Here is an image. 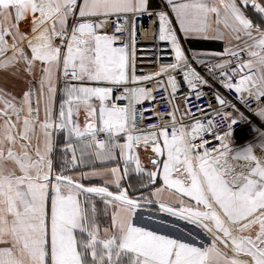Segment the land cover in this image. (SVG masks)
<instances>
[{
  "label": "snow or ice",
  "instance_id": "6c2138e0",
  "mask_svg": "<svg viewBox=\"0 0 264 264\" xmlns=\"http://www.w3.org/2000/svg\"><path fill=\"white\" fill-rule=\"evenodd\" d=\"M145 13L160 66L138 75ZM176 25L223 51L189 58ZM194 64L264 117V0H0V264H264V154L231 151L242 114L219 91L207 123L193 117L189 97L211 86ZM145 101L170 120L137 127Z\"/></svg>",
  "mask_w": 264,
  "mask_h": 264
},
{
  "label": "built area",
  "instance_id": "2783aa9c",
  "mask_svg": "<svg viewBox=\"0 0 264 264\" xmlns=\"http://www.w3.org/2000/svg\"><path fill=\"white\" fill-rule=\"evenodd\" d=\"M136 28L137 74H149L152 71H158L160 66L159 63H153L151 65L148 64L149 60H155V57H153L151 53L154 51L153 45L156 43L154 35L158 32V18H150L148 14L145 13L144 15L136 18ZM107 31L109 34H112L113 32H115V28L109 25ZM130 40L131 37L127 32L122 35L117 33V46H122V42H130ZM160 44L162 51L165 53V55L161 57V61L166 63L172 62L173 57L169 54L171 52V49L164 46L166 42H160ZM244 56L246 58V54H244ZM194 66L197 67V70L200 71L201 74L209 80V84L211 86H203V91L206 93V95L201 100L197 101L195 99L194 93L189 97V100L191 101L190 107L193 117L201 118L203 123H207L208 119H210L211 117L202 116V113L207 112L209 110V106H211L212 108L219 107L214 95L215 92L219 91L223 96L236 103L242 114V118L237 120V122L233 125V130L230 137V142L232 144L230 146L233 148L241 147L255 140L263 131V128L256 117V112L244 107L243 104H239V102L236 100L234 91L224 89L218 80H213L211 77L207 76L203 66L195 64ZM177 80L181 84V87L177 92V102L180 103L181 107L183 108L185 106L182 102V95L189 90L187 88V85L183 82L182 74H177ZM146 86L152 89L154 95L159 94V90L157 89V86L154 82L147 83ZM114 95H119V93L116 92L114 93ZM124 103H126V101H124ZM252 106L255 107L254 104ZM137 107L138 111L136 113L135 122L137 127L139 128L147 129L149 125L158 122L157 118L154 115V111L164 113L165 120H170V117L167 115V113L172 110L170 104L167 106H162L159 103L145 101L143 102L142 107L140 105H138ZM226 110L232 111V109ZM141 113H143V117ZM184 122L191 125V123H194L195 120H187L186 118ZM216 124L219 126L220 132H223L225 130V124L221 122L219 117L216 118ZM237 136H239V138ZM204 139L207 141L205 147L214 148L217 146L218 141L211 134H206ZM196 143H200L199 138H197ZM200 151L202 152L203 149H200ZM262 154H264V152L259 154V156H261Z\"/></svg>",
  "mask_w": 264,
  "mask_h": 264
},
{
  "label": "crops",
  "instance_id": "0c3cea01",
  "mask_svg": "<svg viewBox=\"0 0 264 264\" xmlns=\"http://www.w3.org/2000/svg\"><path fill=\"white\" fill-rule=\"evenodd\" d=\"M154 4L159 6L161 4V0H153ZM165 8H166V4H165ZM170 12V9H167ZM173 21H174V17H172ZM21 27L23 29H27V25L22 24ZM177 27V32L178 35L180 36L181 39V44L182 47L184 48L186 55L189 56V58H191L192 55V51L190 50H195V51H223L224 48V41H218V40H202L199 38H189L187 41L184 40L183 34L179 32L178 29V25H176ZM233 43H238L236 41H233ZM5 74L3 70H0V86H2L5 82L4 80ZM256 117L258 119V121L260 122L263 131L261 132V134L253 141H251L250 143L241 146L240 148H243V150L248 149V148H252V150H254V152L256 151L257 153L260 151L259 145L260 144H264V117H261L260 115H258L256 113ZM83 112L82 115L80 117L81 119V123H83ZM239 138V136H237ZM232 143L230 142V145ZM234 148H239V147H234ZM233 147L230 146V149L233 150ZM239 148V149H240ZM262 149V148H261ZM138 152L139 155L141 156V159L143 161V163L145 164L146 167H151V164L149 163V158L151 155V148L149 147L148 149H144V148H140L138 147ZM85 183H88V181H84ZM91 183H101V181L98 178H93Z\"/></svg>",
  "mask_w": 264,
  "mask_h": 264
},
{
  "label": "rangeland",
  "instance_id": "374dc122",
  "mask_svg": "<svg viewBox=\"0 0 264 264\" xmlns=\"http://www.w3.org/2000/svg\"><path fill=\"white\" fill-rule=\"evenodd\" d=\"M240 148V147H239ZM234 148L233 150H231L232 152H243L244 150H243V148ZM259 148H260V151L257 153L256 151H255V154L257 155V156H259V154H261L262 152H264V144H260L259 145ZM262 148V149H261ZM253 152H254V150H253ZM240 163H243V161H241Z\"/></svg>",
  "mask_w": 264,
  "mask_h": 264
}]
</instances>
